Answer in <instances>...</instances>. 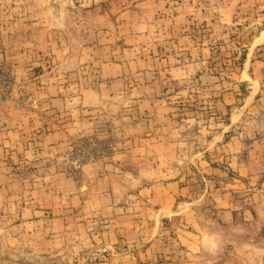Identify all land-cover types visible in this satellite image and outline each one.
Wrapping results in <instances>:
<instances>
[{
  "label": "rangeland",
  "instance_id": "1",
  "mask_svg": "<svg viewBox=\"0 0 264 264\" xmlns=\"http://www.w3.org/2000/svg\"><path fill=\"white\" fill-rule=\"evenodd\" d=\"M0 264H264V0H0Z\"/></svg>",
  "mask_w": 264,
  "mask_h": 264
}]
</instances>
